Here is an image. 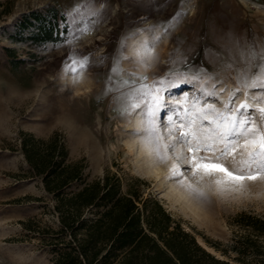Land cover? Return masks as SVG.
<instances>
[{"label": "rangeland", "instance_id": "1", "mask_svg": "<svg viewBox=\"0 0 264 264\" xmlns=\"http://www.w3.org/2000/svg\"><path fill=\"white\" fill-rule=\"evenodd\" d=\"M181 2L186 15L167 34L157 27L138 37L160 36L151 67L133 62L137 41L128 40L123 53L128 59L120 64L122 73H112L121 41L137 29L148 30L169 20ZM82 3L0 0V264H55L51 245L37 229H26L21 223L31 218L34 228L58 226L54 200L40 177L30 172L20 148L22 132L46 138L55 131L63 136L68 161L83 159L86 164L83 179L70 189L107 172L115 173L123 191L132 188L141 199H157L205 248L228 258L210 243L228 247L251 231L244 225L249 216L264 217V181L238 187L216 185L214 179L219 177L194 176L184 160L177 159V153L187 155L180 144L164 150L167 159L162 160L155 145L143 134H136L138 128L145 127L144 118L136 113L119 115L114 96L106 95L105 87L110 75L114 81L132 80L133 73L146 75L148 84L166 78V84L179 85L166 88L163 94L165 104L175 106L184 95L190 103L201 96L202 87L212 89L215 85L218 97L202 98V103L223 111L229 93L236 88L233 74L223 65L229 52L237 55V42L258 49L264 46V0H93L99 15L91 17L88 31L73 35L74 29L83 27L73 22L74 17L79 19L76 10ZM51 7L63 18L51 28L53 39H37L38 22L34 19L22 25L24 15L50 14ZM72 54L90 60L79 80L72 71L64 70ZM201 69V79H192ZM257 95L258 90H252L248 103L264 107V97L259 101L251 98ZM244 99V92H239L234 105ZM165 112L161 109L158 113L157 127L161 144L170 145L173 140ZM256 121L260 122L258 114ZM145 146H150L156 167L141 151ZM173 164L179 165L182 175L172 176ZM190 205H196L201 216L191 212ZM234 255L231 251L230 256Z\"/></svg>", "mask_w": 264, "mask_h": 264}, {"label": "trees", "instance_id": "2", "mask_svg": "<svg viewBox=\"0 0 264 264\" xmlns=\"http://www.w3.org/2000/svg\"><path fill=\"white\" fill-rule=\"evenodd\" d=\"M49 12L24 15L21 24L35 19L39 25L35 37L53 39L51 28L63 14L55 7ZM20 148L30 172L40 177L54 200L58 226L34 228L31 218L21 223L26 229H37L51 245L55 264H264V217L249 216L244 225L251 231L228 247L210 243L228 256L220 257L199 243L157 199H141L132 188L123 191L115 173L70 189L83 179L86 164L83 159L68 161L59 132L46 138L22 132Z\"/></svg>", "mask_w": 264, "mask_h": 264}, {"label": "snow or ice", "instance_id": "3", "mask_svg": "<svg viewBox=\"0 0 264 264\" xmlns=\"http://www.w3.org/2000/svg\"><path fill=\"white\" fill-rule=\"evenodd\" d=\"M76 12L79 19L74 17L73 22L82 24L83 27L74 29L73 35L75 32L88 31L91 17L99 15V9L94 6L93 0H83ZM184 15L186 12L183 11L181 2L169 20L148 30L137 29L126 36L121 41L119 53L114 57L112 73H122L120 64L124 59H128L123 54L128 46V40L137 41L132 49L133 62L145 68L151 67V61L156 58L155 44L160 36L153 35L150 39L147 36L143 39L138 37L145 31L154 32L157 27L163 30V34H167ZM236 52L237 55L229 52L228 60L223 65L224 70L232 73L236 81V88L229 93L223 111L211 103H202V98L218 97L215 85L212 89L202 87L201 96L194 97L190 103L187 95H184L183 101H178L175 106H169L163 99L165 89L177 88L179 85L170 81L166 84V78H158L152 84H148L146 75L137 77L135 73L134 79L120 81H114L110 75L105 94H113L119 115L131 116L136 113L144 118L145 127L143 130L138 128L136 134H143L153 143L162 160L167 159L163 154L164 150L180 144L187 155L177 153V159L182 158L187 170L194 176L219 177L214 179L216 185L234 184L238 187L264 181V107L259 103L255 105L248 103L252 90H258V95L251 97L252 99L259 101L264 97V46L258 49L254 44L241 46L237 42ZM89 66L88 56L72 54L65 61L64 70L72 71L76 74V80H79ZM203 71L201 69L196 72L192 79H201ZM209 79L214 77L209 75ZM241 91L244 92L245 99L234 105V98ZM161 109H166L164 119L168 125V134L173 140L170 145H162L160 142L157 121ZM257 114L259 123L256 121ZM171 174L182 175L178 164L172 165Z\"/></svg>", "mask_w": 264, "mask_h": 264}, {"label": "bare ground", "instance_id": "4", "mask_svg": "<svg viewBox=\"0 0 264 264\" xmlns=\"http://www.w3.org/2000/svg\"><path fill=\"white\" fill-rule=\"evenodd\" d=\"M141 151L142 152H144L145 154H147L150 158H149V160H150V163L152 164V166H154V167H156V164L157 163H154L153 162V160H154V155H153V152H152V150H151V148H150V146H145V147H142L141 148ZM155 165H154V164ZM153 167V168H154ZM160 168V167H159ZM156 170H157V168H155ZM180 191V190H179ZM188 209V208H187ZM186 209V210H187ZM189 209L191 210V212H193V213H195V214H197L198 216H201V214H200V209L196 206V205H190L189 206ZM203 211H205V210H203ZM208 213V212H207ZM210 213V212H209ZM208 213V214H209ZM206 214V213H205ZM204 213H203V217H204V215H205ZM197 216V217H198ZM200 220V219H199ZM208 223V222H207Z\"/></svg>", "mask_w": 264, "mask_h": 264}]
</instances>
